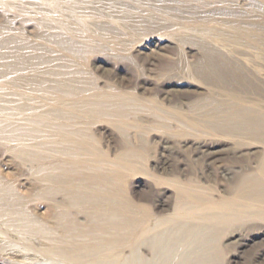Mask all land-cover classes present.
Returning <instances> with one entry per match:
<instances>
[{
  "label": "bare ground",
  "instance_id": "1",
  "mask_svg": "<svg viewBox=\"0 0 264 264\" xmlns=\"http://www.w3.org/2000/svg\"><path fill=\"white\" fill-rule=\"evenodd\" d=\"M6 2L7 0H0V3L9 6ZM51 6L55 11L61 6V1L54 0ZM45 19L60 30L49 42L54 52L63 54L70 61H76L77 66L55 58L52 60V68H46L44 65L50 60H45L39 54L3 57L0 62V80L9 93L16 92L18 101L12 104L11 99L5 98L2 101L1 113L5 118L14 116L24 120L26 125H34L36 120L41 119L43 122L56 121L52 127L54 137L66 145L67 149L81 153L88 149L85 132L79 128L85 117L91 119L110 116L126 122L136 115L134 110L140 108L143 103L131 92L111 88L99 91L97 83L94 84L83 63L89 55L100 51V36L89 30L79 39L78 32L69 24L60 21L55 12L45 15ZM244 32L238 31L239 34ZM152 39L155 38L137 44L134 58L131 57L133 63L144 59L149 65L153 64L155 51L150 56L144 53L148 45L158 44ZM224 54L206 50L193 59V62H184L181 56L176 60L173 58L175 64L161 70L157 77L161 79L162 75L168 73L188 74L199 90L194 92V96L187 99L184 97L172 104L168 99L166 108L158 110L163 114L161 118L166 115L170 119L180 121V131L188 129L204 135L224 136L236 144L232 148V156L242 157L251 150L256 152L257 148H261L259 163H256L258 165H213L223 159L218 153L219 150L197 143L193 150L203 164L199 165L201 178L205 183L211 181V169L217 168L226 186L223 197L215 200L197 189L195 191L190 186H184L177 189V197L172 204L164 199L165 194L164 197H150V204L137 203L119 195L109 177L101 174L86 176L72 168L62 169L64 178L51 179L46 186H40L32 197H29L38 207L34 213L25 210L28 197H21L14 193L13 189L0 186V232L22 244V247L18 246L21 248L10 249V255L7 256L18 258L14 261L15 264L33 263H27L26 259L38 256L36 260L42 256L68 264H216L215 244L218 241L225 239L226 246L236 243L239 249L244 251L249 245L245 234H242L245 228L254 227L256 232L264 235V116L258 108L255 110L239 95L241 90H249L244 87L248 82L244 71L254 75L255 79H252L256 82L261 80L259 75L253 74L255 67L248 65L244 58L228 57ZM38 98L42 99L48 112L42 113L39 106L28 104V101ZM27 116L31 117V120H25ZM147 117L137 116V120L147 122ZM29 130V134H37L32 127H29ZM153 130L156 131V128ZM174 130L176 131V127ZM243 139H251L252 142L244 143ZM27 150L19 147L17 152L28 154ZM155 167L161 169L164 174H172L177 169V165L167 164ZM54 191L61 194L57 197L52 194ZM4 239L5 237H1L0 240ZM8 245L10 246V242ZM259 255L253 250L248 257H233L228 259V263L264 264V255ZM41 260L44 261L42 258ZM53 262L55 261L50 259L49 264Z\"/></svg>",
  "mask_w": 264,
  "mask_h": 264
},
{
  "label": "rangeland",
  "instance_id": "2",
  "mask_svg": "<svg viewBox=\"0 0 264 264\" xmlns=\"http://www.w3.org/2000/svg\"><path fill=\"white\" fill-rule=\"evenodd\" d=\"M52 1L54 0H7L9 6L0 3V62L7 55L19 57L39 54L45 60H50L44 65L46 68H52L54 65L52 60L55 58L77 66L76 61H70L63 54L54 52L49 43L52 36L60 33V30L50 25L45 15L55 12L60 21L69 24L78 32L79 39L89 30L100 36V51L89 55L83 63L94 84L97 83L98 90L106 91L111 88L131 92L144 106L141 105L138 109L135 107L133 110L137 112L136 115L133 113L135 116L126 122L110 116L91 119L85 117L79 128L85 132L88 149L79 153L67 149L66 145L54 137L52 127L56 121L43 122L41 119L30 126L14 116L5 118L1 113L2 101L9 98L12 104H15L18 95L16 92L9 93L0 80V186L13 189L14 193L28 197L29 200L40 186H46L51 179L64 178L62 169L72 168L86 176L101 174L109 177L119 195L137 203L150 204V197L159 195L164 197L165 194L164 199L172 204L177 197V189L184 186H190L195 191L197 189L215 200L223 197L226 186L217 168L211 169V181L205 183L201 178L199 165L203 164L193 150L197 143L221 151L218 153L223 159L213 165H258L256 163H259L261 148H257L256 152L251 150L248 155L242 157L232 156V148L236 144L224 136L204 135L188 129L180 131V121L174 118L171 120L166 115H164L166 120L161 118L163 114L158 108L165 109L168 99L172 104L184 97L190 98L199 88L194 85V80L188 74L168 73L162 75L161 79L157 76L161 70L172 67L178 56L183 57L184 62H193L202 52L210 50L225 53L228 57H242L248 65L255 67L253 74L259 75L261 81L256 82L253 80L254 75L244 71L243 74H247L245 77H248L244 87L249 90L244 88L246 91L241 90L242 93L239 92V95L255 110L258 108L260 114L264 116V0H60L61 6L55 11L51 6ZM239 30L245 31L244 34H239ZM149 38H155L152 41L158 43L156 46L148 45V49L144 50L148 56L153 55L155 51L153 64L149 65L150 63L144 59L133 63L131 57L134 58L137 44ZM150 68L152 72L149 71ZM28 104L39 106L42 113L48 112L41 98L30 100ZM141 115L148 116L147 122L137 120V116ZM30 118L27 116L25 120H31ZM29 127L37 133L35 136L29 134ZM155 128L156 131L153 130ZM243 142L252 140L243 139ZM19 147L28 149V154L17 152ZM72 161L82 163L75 164ZM166 164L177 165L179 170L176 169L172 174H164L161 169L160 171L155 167ZM52 194L58 197L61 193L54 191ZM26 206L25 210L30 213H34L38 208L32 199ZM255 230L254 227L245 228L242 232L248 240V250H240L236 243H229L226 246L225 239L218 241L215 244L216 264H229L228 259L233 257L246 258L253 250H256L259 256L264 255V252L261 253L264 251V235ZM1 234L0 239L5 237L6 240H0L3 242H0V264L6 262L15 264L14 261L18 258L14 259L7 255H10L8 254L10 249L21 248L22 244L0 232ZM9 242L10 246L13 244L17 246L10 247ZM37 258L39 256L30 257L29 261L27 259L26 261L27 263L33 261L29 264H36L37 261V264H49L51 259L60 262L53 264H68L53 258L40 256V259L36 260Z\"/></svg>",
  "mask_w": 264,
  "mask_h": 264
}]
</instances>
